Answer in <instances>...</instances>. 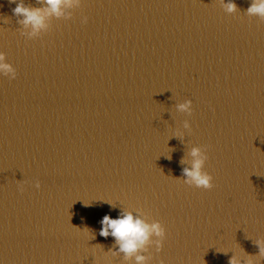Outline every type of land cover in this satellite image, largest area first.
I'll return each mask as SVG.
<instances>
[{"label":"water","instance_id":"water-1","mask_svg":"<svg viewBox=\"0 0 264 264\" xmlns=\"http://www.w3.org/2000/svg\"><path fill=\"white\" fill-rule=\"evenodd\" d=\"M234 2L81 0L27 37L0 0V264H136L99 234L121 208L165 229L147 264H264V20Z\"/></svg>","mask_w":264,"mask_h":264},{"label":"clouds","instance_id":"clouds-1","mask_svg":"<svg viewBox=\"0 0 264 264\" xmlns=\"http://www.w3.org/2000/svg\"><path fill=\"white\" fill-rule=\"evenodd\" d=\"M12 2L15 3L12 13L18 17L17 22L22 26L21 33L27 37H34L47 30L49 16L69 17L71 12H67L65 9L78 7L81 0H45L43 8L31 7L25 4L24 0H12ZM220 2L228 13L237 10L234 0H220ZM245 14L255 15L264 20V0H251ZM86 20L87 17H82L81 22H86ZM0 75H7L10 79L16 75L15 68L6 61L5 54L2 51H0ZM191 104V100L184 99L182 102L177 103L175 107L178 112L190 114L192 112ZM183 127L190 129L187 119L183 121ZM189 155L192 157L191 166L182 169L184 183L206 189L211 188L212 176L203 170L207 153L201 146H193ZM35 186L39 187V181L35 182ZM99 223L101 224L99 234L105 237L111 235L114 238V243L118 246L115 250L109 251L111 255L115 256L117 252L123 253L125 260L134 257L136 264H147L150 254L144 255L142 250L146 249V245L152 244L158 251L165 236V229L160 221H149L139 208L135 209V212L128 208H121L115 218L105 214ZM92 238H94V235H92ZM256 244L258 246V256L264 257V239L258 237ZM224 250L227 251V249ZM257 262L258 260L253 256L240 260L237 253L229 258V264H257Z\"/></svg>","mask_w":264,"mask_h":264}]
</instances>
